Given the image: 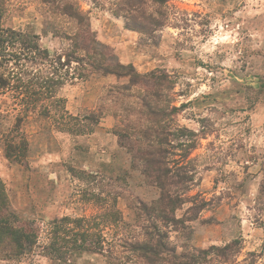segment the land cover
<instances>
[{"label":"rangeland","instance_id":"rangeland-1","mask_svg":"<svg viewBox=\"0 0 264 264\" xmlns=\"http://www.w3.org/2000/svg\"><path fill=\"white\" fill-rule=\"evenodd\" d=\"M124 1L0 0V264H264V0Z\"/></svg>","mask_w":264,"mask_h":264},{"label":"trees","instance_id":"trees-1","mask_svg":"<svg viewBox=\"0 0 264 264\" xmlns=\"http://www.w3.org/2000/svg\"><path fill=\"white\" fill-rule=\"evenodd\" d=\"M167 3H168V0H125L123 2V5H124V8L127 12V14H126V19H127L126 26L130 29L141 31L143 33H149L150 30L154 31L156 29H161V27H164L165 20L167 18V11L165 10V6ZM2 41H3V37L0 35V48L2 45L1 44ZM22 44L25 45L23 47V50L29 49V50H31V52H33L35 54H39L40 52L44 51L43 49H41V47H39L37 41L36 42H34V41L30 42L29 38H24L22 40ZM2 52L3 51L0 50V57L5 56L4 53H2ZM88 52L89 51H86V52H84V54H86ZM82 58H84V57H82ZM95 62L97 63L96 65L99 64V66L103 68L104 65H103L101 59H99L98 61H95ZM104 68H107V67H104ZM108 73H110V72H108ZM1 80L2 79L0 77V81ZM146 103H147V101H146ZM149 106H150V108L157 109L158 111L162 110V107L158 106L157 103H150ZM172 108L176 109L177 107H172ZM166 109H167V107H164L162 112H167ZM142 132H143L142 135L144 137H148V133L145 134V131H142ZM149 147H151V146H149ZM160 163H161V161H160ZM1 189H4V188H3L2 182L0 181V190ZM176 197H178V196H176ZM161 200L167 201L169 203L173 201L172 196H170L167 193H165V194L162 193ZM177 200L178 199L176 198V201ZM169 203H167V204H169ZM174 205L175 204H173L171 206H174ZM160 208H161L160 210L162 212H164L163 214L167 213L165 207H160ZM7 220H8V218H3L0 221L1 222L0 223V230L9 229ZM7 234L9 236L11 235L10 232H8ZM23 238H24L25 246L34 245L36 242V241H31L30 239H28L27 234L23 235ZM164 243H165V241H164ZM232 247H233V244L223 247L221 249V253L224 254L225 249L228 250ZM197 251H198L199 255L200 254H206L208 252L206 249L197 250Z\"/></svg>","mask_w":264,"mask_h":264}]
</instances>
